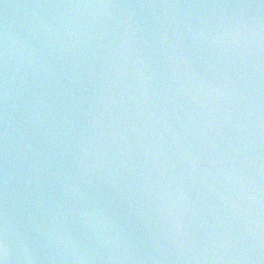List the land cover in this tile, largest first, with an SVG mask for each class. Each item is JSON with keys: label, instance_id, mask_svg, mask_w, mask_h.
Wrapping results in <instances>:
<instances>
[{"label": "water", "instance_id": "water-1", "mask_svg": "<svg viewBox=\"0 0 264 264\" xmlns=\"http://www.w3.org/2000/svg\"><path fill=\"white\" fill-rule=\"evenodd\" d=\"M264 264V0H0V259Z\"/></svg>", "mask_w": 264, "mask_h": 264}, {"label": "clouds", "instance_id": "clouds-1", "mask_svg": "<svg viewBox=\"0 0 264 264\" xmlns=\"http://www.w3.org/2000/svg\"><path fill=\"white\" fill-rule=\"evenodd\" d=\"M4 258L0 259V264H6V259H7V248H4Z\"/></svg>", "mask_w": 264, "mask_h": 264}]
</instances>
